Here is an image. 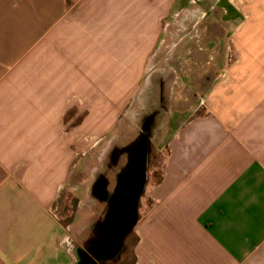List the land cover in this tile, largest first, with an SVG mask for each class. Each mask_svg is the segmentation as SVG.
<instances>
[{
    "label": "crops",
    "instance_id": "1",
    "mask_svg": "<svg viewBox=\"0 0 264 264\" xmlns=\"http://www.w3.org/2000/svg\"><path fill=\"white\" fill-rule=\"evenodd\" d=\"M190 4L230 35L193 22L131 264H264V0H0V264H79L104 210L83 158L120 135L163 20ZM209 72L193 114L176 113Z\"/></svg>",
    "mask_w": 264,
    "mask_h": 264
},
{
    "label": "rangeland",
    "instance_id": "2",
    "mask_svg": "<svg viewBox=\"0 0 264 264\" xmlns=\"http://www.w3.org/2000/svg\"><path fill=\"white\" fill-rule=\"evenodd\" d=\"M190 6L186 7L184 11H178L174 8L170 11L168 16L163 20L160 29V36L154 48L153 55L148 62L149 77H144L139 86V91H143V100L140 106L130 114L129 109H125L121 116V133L114 136L111 132L102 140L95 149L90 150V154L85 156L84 163L88 167L84 174V180L95 184L97 178H102L106 185L105 192L108 194L112 191L115 184V177L119 170L126 162V149L139 137L145 135L148 139V166H147V183L144 193L140 199L138 214L140 218L141 202L146 199V192L150 184L156 182L159 177V168L162 160L161 154L157 150L161 147L160 143L167 138L165 133L167 116L171 114L174 109L172 106V98L176 95L178 86V75L182 71L186 73L192 72L195 69L194 59L197 58L198 51H195L192 38L196 30H193V22L199 20L203 22H210L216 37H228L230 33L226 31L225 18L221 13H199L194 11ZM208 26V25H207ZM202 48V47H201ZM210 52L207 50H200L201 66H205L206 70L210 67L207 56ZM205 63V65H204ZM198 68V65L196 66ZM203 69V68H202ZM213 67H210L212 70ZM163 75L159 79L162 81V91L158 92L154 86H157V76ZM201 83L194 85L193 77H190V82H186L188 89L186 93L181 94L186 104L181 107L184 109L176 110V113L193 114L197 109V97L204 95V89L209 86L213 79V73H205L200 77ZM145 80V81H144ZM147 84V85H146ZM149 84V85H148ZM201 85V87L199 86ZM144 86V87H143ZM147 86L149 88H147ZM153 87V88H152ZM147 88V89H145ZM193 88V89H192ZM144 90H146L144 92ZM145 93L148 94L146 100ZM174 128L172 124L169 126L168 132ZM163 138V139H162ZM163 140V141H161ZM92 186V185H90ZM91 195V194H90ZM92 200V196H90ZM106 211V202L104 201V210L94 224L101 220ZM93 224V225H94ZM92 225V227H93ZM133 238L129 237L124 241L122 250L116 260L108 262L107 264H131L133 261L131 247L133 245Z\"/></svg>",
    "mask_w": 264,
    "mask_h": 264
},
{
    "label": "water",
    "instance_id": "3",
    "mask_svg": "<svg viewBox=\"0 0 264 264\" xmlns=\"http://www.w3.org/2000/svg\"><path fill=\"white\" fill-rule=\"evenodd\" d=\"M148 139L139 136L128 148L126 162L115 177L110 193L106 185L94 189L106 202V211L86 252L79 255V264L112 262L119 256L125 238L135 227L140 199L147 183Z\"/></svg>",
    "mask_w": 264,
    "mask_h": 264
},
{
    "label": "trees",
    "instance_id": "4",
    "mask_svg": "<svg viewBox=\"0 0 264 264\" xmlns=\"http://www.w3.org/2000/svg\"><path fill=\"white\" fill-rule=\"evenodd\" d=\"M128 149H126L127 151ZM102 220V219H101ZM101 220H98L92 227L91 229V234H90V238H89V242L94 240L96 238V229H97V226L98 224L101 222Z\"/></svg>",
    "mask_w": 264,
    "mask_h": 264
},
{
    "label": "flooded vegetation",
    "instance_id": "5",
    "mask_svg": "<svg viewBox=\"0 0 264 264\" xmlns=\"http://www.w3.org/2000/svg\"><path fill=\"white\" fill-rule=\"evenodd\" d=\"M104 181L102 180V178H97V180L95 181V187H98V186H101V185H104ZM102 198V197H101ZM87 248V247H86Z\"/></svg>",
    "mask_w": 264,
    "mask_h": 264
}]
</instances>
